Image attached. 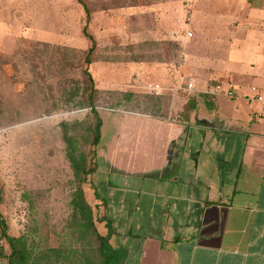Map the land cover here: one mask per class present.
I'll return each instance as SVG.
<instances>
[{
  "label": "rangeland",
  "instance_id": "374dc122",
  "mask_svg": "<svg viewBox=\"0 0 264 264\" xmlns=\"http://www.w3.org/2000/svg\"><path fill=\"white\" fill-rule=\"evenodd\" d=\"M89 1L88 27L97 40L89 70L97 89L94 105L104 124L99 168L84 190L95 217L107 216L114 230L127 233L134 224L130 220H145L150 212L160 215L166 206L164 195L159 196L173 189L171 172L129 171L139 168L141 152L150 148L144 114L173 122L197 98L185 126L190 148L209 152L201 165L209 160L208 166H219L230 178L232 159L224 163L214 150L230 152L233 139L216 146L227 123L216 127L224 122L223 111L208 110L216 96L210 91L222 92L218 87L231 76L236 94L232 75L240 77L252 63L264 64V33L247 26L250 0ZM85 23L77 0H0L1 210L12 235L28 233L37 244L58 246L72 212L75 184L61 123L95 122V113L79 104L83 96L67 102L77 82L82 86L85 80ZM190 80L198 91L179 90L183 100L172 102L171 91L158 96L153 90L156 85L184 88ZM226 99L234 103L244 98L220 99L223 106ZM152 202L157 203L153 208ZM96 226L106 234L103 222ZM123 235L114 240L124 244ZM0 264L6 261L0 259Z\"/></svg>",
  "mask_w": 264,
  "mask_h": 264
},
{
  "label": "crops",
  "instance_id": "0c3cea01",
  "mask_svg": "<svg viewBox=\"0 0 264 264\" xmlns=\"http://www.w3.org/2000/svg\"><path fill=\"white\" fill-rule=\"evenodd\" d=\"M249 8L247 26L264 33V0H250ZM232 76L238 90L231 98L241 95L244 99L234 103L226 99L222 105L220 99L229 98L225 91L234 90L229 76L208 109L223 111L220 126L227 123L216 146L233 139L232 152L214 150L222 162L232 159L230 178L219 166H208L209 160L201 165L209 152L203 155V149L190 148L188 120L142 117L150 148L141 152L139 168L129 171L158 176L171 172L173 189L159 196L164 195L166 206L160 215L150 212L145 220H130L134 224L127 233L115 229L110 242H116L112 246L120 253L117 264H264V64L252 63L240 77ZM179 90L174 97L169 93L172 102L185 99ZM121 234L124 244L114 240Z\"/></svg>",
  "mask_w": 264,
  "mask_h": 264
},
{
  "label": "trees",
  "instance_id": "16d2710c",
  "mask_svg": "<svg viewBox=\"0 0 264 264\" xmlns=\"http://www.w3.org/2000/svg\"><path fill=\"white\" fill-rule=\"evenodd\" d=\"M77 1L86 14V23L82 31L89 46L84 56V84L81 86L77 82L67 102H73L76 97L83 96L79 104L87 106L86 108L95 113L96 117L94 123L86 125L82 122L61 123L66 157L73 171L75 184L70 201L72 212L64 227V237L58 246H50L47 243L37 244L28 233L12 235L9 223L1 210L4 190L0 178V259H4L6 264H117L120 260V253L110 242L115 233L112 219L107 216L95 217L84 190L88 177L99 168L97 149L102 137L103 120L97 114L96 105H94L97 89L89 70L97 50V40L88 27L92 6L89 0ZM197 106V98H191L185 106V115L177 120H188ZM95 193L97 199L106 205V200L99 198L97 191ZM96 221L105 224L106 234L99 231Z\"/></svg>",
  "mask_w": 264,
  "mask_h": 264
},
{
  "label": "built area",
  "instance_id": "2783aa9c",
  "mask_svg": "<svg viewBox=\"0 0 264 264\" xmlns=\"http://www.w3.org/2000/svg\"><path fill=\"white\" fill-rule=\"evenodd\" d=\"M190 36H192V34L190 33L189 34ZM182 65V64H181ZM181 65L179 64L178 66L179 67H181ZM219 88H221V86H219L218 87V89ZM179 89H184V91H186V92H188V93H193V92H196V91H198V89H196V85H195V83H194V81L193 80H190V81H188L187 82V84L185 85V87L184 88H182V87H174V89H172V88H166V87H163V86H161V85H156L155 87H154V93L156 94V95H158V96H162V95H164L165 94V92L164 91H171L172 92V97H174V93H175V91L176 90H179ZM254 90H256V88H253ZM221 91H223V89L221 88ZM207 92V91H206ZM209 92V91H208ZM216 92H218V91H210V93H213V94H215ZM225 93H226V95L227 96H229V97H233L235 94H234V92H233V90L231 89V88H228L226 91H225ZM257 98L258 99H262V97L259 95V94H257Z\"/></svg>",
  "mask_w": 264,
  "mask_h": 264
},
{
  "label": "water",
  "instance_id": "95a60500",
  "mask_svg": "<svg viewBox=\"0 0 264 264\" xmlns=\"http://www.w3.org/2000/svg\"><path fill=\"white\" fill-rule=\"evenodd\" d=\"M216 127H220V124H218Z\"/></svg>",
  "mask_w": 264,
  "mask_h": 264
}]
</instances>
